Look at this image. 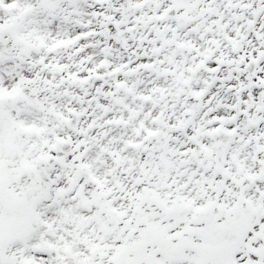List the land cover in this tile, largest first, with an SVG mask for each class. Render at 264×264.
<instances>
[{
	"label": "flooded vegetation",
	"instance_id": "obj_1",
	"mask_svg": "<svg viewBox=\"0 0 264 264\" xmlns=\"http://www.w3.org/2000/svg\"><path fill=\"white\" fill-rule=\"evenodd\" d=\"M82 15L90 21L37 65L77 99L66 113L79 115L88 145L115 146L133 176L164 168L153 258L264 264V0H82ZM20 17L28 40L34 22ZM37 43L19 58L41 54ZM104 152L89 148L76 163ZM133 181L152 202L147 180Z\"/></svg>",
	"mask_w": 264,
	"mask_h": 264
},
{
	"label": "rangeland",
	"instance_id": "obj_2",
	"mask_svg": "<svg viewBox=\"0 0 264 264\" xmlns=\"http://www.w3.org/2000/svg\"><path fill=\"white\" fill-rule=\"evenodd\" d=\"M0 2V25L37 6L39 12L35 10L26 17V21L34 23L24 29L28 40L43 46L41 54L20 62L12 41L6 37L0 41V66H4L0 68L6 75L5 80L1 79L0 69V99L10 108L9 117L0 120V235L8 233L13 239L14 234L21 233L8 248L0 249V264H113L112 260L118 257L119 264H129L135 259L141 264V257L152 260L156 248L149 239L142 243L138 232L159 229L152 221L161 225L163 218L156 216V207L150 204L149 209L140 206L137 212L133 210L132 199L142 185L133 193L129 180L140 177L147 180V185L150 182L156 185L157 179L165 175L164 168L138 170L140 173L133 176L119 152L114 153V158L120 161L100 153L97 164L86 165L88 176L98 188L87 186L76 160L89 148L91 153L110 149L88 145L81 127L72 132L65 126V109L75 107L77 99L68 96L70 91L60 85V77L53 73L52 67L42 70L44 67L37 65L38 60L44 64L48 61L51 44L67 42L68 29L78 30L83 21H90L91 16L82 15V0ZM8 6H14L15 10L10 11ZM57 55L59 59L66 57L62 53ZM74 95L79 96V91ZM55 114L59 117H54ZM64 139L72 141L75 151L63 165H47L48 155H60L59 143ZM153 146V159H159L158 147H162L160 143ZM119 163V167L115 166ZM81 164H86L84 158ZM29 167L38 172L34 183L24 173ZM171 172L168 178L174 184L175 170ZM118 183L120 188L125 187L126 197L119 191ZM160 190V186H148L146 196L158 202L163 196ZM32 195L36 198L32 199ZM22 196L28 199L25 215L11 213L8 203ZM19 220L21 225L17 227Z\"/></svg>",
	"mask_w": 264,
	"mask_h": 264
},
{
	"label": "water",
	"instance_id": "obj_3",
	"mask_svg": "<svg viewBox=\"0 0 264 264\" xmlns=\"http://www.w3.org/2000/svg\"><path fill=\"white\" fill-rule=\"evenodd\" d=\"M4 29V30H3ZM14 29H15V26H13V25H6V26H2V31H6V30H8V31H11V32H14ZM15 38H16V40L18 41V42H22V40L20 41V39L19 38H17L16 36H15ZM7 114V109L4 107V106H2V104L0 103V116H5ZM64 147H67V143H65L64 144ZM53 160H51L50 158H49V160H48V162L50 163V162H52ZM27 173H28V175L31 177V180L32 181H34L35 179H36V176H37V174H36V172H34V170H32V169H28L27 170ZM26 203V200L25 199H21V200H19V201H16V202H14V203H12L11 205H10V209H12V210H14V209H18L20 212H21V207L24 205ZM9 243V238L7 237V236H1L0 237V245H7Z\"/></svg>",
	"mask_w": 264,
	"mask_h": 264
},
{
	"label": "bare ground",
	"instance_id": "obj_4",
	"mask_svg": "<svg viewBox=\"0 0 264 264\" xmlns=\"http://www.w3.org/2000/svg\"><path fill=\"white\" fill-rule=\"evenodd\" d=\"M34 121H36L35 119H34ZM82 168H87L85 165H82Z\"/></svg>",
	"mask_w": 264,
	"mask_h": 264
}]
</instances>
